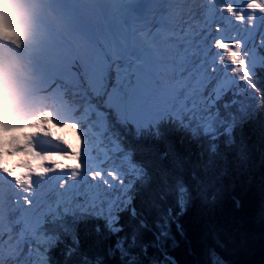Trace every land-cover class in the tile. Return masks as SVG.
I'll return each instance as SVG.
<instances>
[{
  "label": "snow or ice",
  "instance_id": "obj_1",
  "mask_svg": "<svg viewBox=\"0 0 264 264\" xmlns=\"http://www.w3.org/2000/svg\"><path fill=\"white\" fill-rule=\"evenodd\" d=\"M105 2L112 7L103 10L101 33L92 37L95 59L89 50L77 53L67 44L44 53L49 57L46 67L51 73L47 78L54 84V76L65 64L77 74L78 80L89 84L91 92L85 89L82 93L86 103L76 107L67 105L59 91L63 86L61 79L54 108L23 124L0 125V178L16 189L14 206L9 209V230L0 232V252L7 246L9 259L16 264H49L51 248L60 242L61 232H69L65 218L76 213H69L67 205L74 201L81 215L105 221L106 229L117 237L115 249L127 257L126 264H138V257L132 251L137 247L144 255L149 246L164 252V243L174 240L172 225L176 224L180 230L177 216L185 209L189 189L183 181H177L159 196V201L165 202L169 195L174 196L175 206L165 207L153 197L151 203L157 209V219L149 225L137 213L131 194L146 172L134 154L121 146L116 126L131 125L137 132L148 129L159 135V125L168 122L213 138L217 129L226 127L233 119L230 108L236 103L218 105L222 94L232 90L219 83L210 89L220 71L234 86L243 88L248 97L264 103V92L257 87L264 76V0ZM191 3H199L200 7L195 11L179 7ZM149 4L160 7L146 8ZM142 28L146 32H141ZM228 72L235 75L228 77ZM81 110L86 117L77 115ZM93 114L99 123H85ZM68 124L76 130L78 143L73 144L65 135L52 131L53 126ZM93 128L100 137L109 139L122 158L111 170L92 161L96 150L94 137L90 135ZM41 136L48 138L53 146L60 145L62 150L55 147L38 150L34 140ZM14 154L32 156L39 163L22 159L12 168L5 166L4 157ZM16 167L25 171L13 175ZM54 173L59 174L58 187L63 192L58 194L55 206L49 203L44 210L39 186ZM84 185L88 189L82 190ZM65 194L68 200L61 198ZM81 200L83 203H79ZM124 211L137 223L131 226L130 233L121 236L125 227L120 224L119 214ZM142 229L152 231L154 243H139ZM96 230L99 232L100 228ZM73 243L78 245V240ZM68 254L71 255V250ZM165 259L168 264H175L166 253ZM0 264H5L2 254ZM213 264L217 262L213 260Z\"/></svg>",
  "mask_w": 264,
  "mask_h": 264
},
{
  "label": "trees",
  "instance_id": "obj_2",
  "mask_svg": "<svg viewBox=\"0 0 264 264\" xmlns=\"http://www.w3.org/2000/svg\"><path fill=\"white\" fill-rule=\"evenodd\" d=\"M257 87L264 92V76ZM231 99L236 101L230 108L233 119L217 129L213 138L175 123L162 122L159 135L148 129L137 132L131 125L116 126L121 146L134 154L146 172L131 194L137 213L149 225L157 219L153 197L165 207L175 206L174 196L169 195L166 202L159 201V196L177 181L189 189L185 209L177 216L180 230L172 225L174 240L164 243V252L149 246L144 255L139 247L133 249L138 264H168L165 253L175 264H213V260L232 264L264 248V103L245 91ZM109 148L116 157L108 166L111 170L122 158L102 137L98 150ZM119 215L125 227L119 235L123 236L137 221L127 211ZM65 220L69 232H61L60 242L48 253L49 264H126L127 257L115 249L117 237L106 229L104 220L81 212ZM154 242L152 231L142 229L139 243Z\"/></svg>",
  "mask_w": 264,
  "mask_h": 264
},
{
  "label": "water",
  "instance_id": "obj_3",
  "mask_svg": "<svg viewBox=\"0 0 264 264\" xmlns=\"http://www.w3.org/2000/svg\"><path fill=\"white\" fill-rule=\"evenodd\" d=\"M232 264H264V248L250 254L244 260H236Z\"/></svg>",
  "mask_w": 264,
  "mask_h": 264
},
{
  "label": "clouds",
  "instance_id": "obj_4",
  "mask_svg": "<svg viewBox=\"0 0 264 264\" xmlns=\"http://www.w3.org/2000/svg\"><path fill=\"white\" fill-rule=\"evenodd\" d=\"M13 3V0H5V4L6 5H10V4H12ZM18 14V13H17Z\"/></svg>",
  "mask_w": 264,
  "mask_h": 264
},
{
  "label": "rangeland",
  "instance_id": "obj_5",
  "mask_svg": "<svg viewBox=\"0 0 264 264\" xmlns=\"http://www.w3.org/2000/svg\"><path fill=\"white\" fill-rule=\"evenodd\" d=\"M211 71V69H210ZM9 261L11 262V264H16V261L12 260V259H9Z\"/></svg>",
  "mask_w": 264,
  "mask_h": 264
},
{
  "label": "bare ground",
  "instance_id": "obj_6",
  "mask_svg": "<svg viewBox=\"0 0 264 264\" xmlns=\"http://www.w3.org/2000/svg\"><path fill=\"white\" fill-rule=\"evenodd\" d=\"M9 56H11V54H10V53L7 55V57H9ZM19 83H22V84H24L25 82H24V80H21Z\"/></svg>",
  "mask_w": 264,
  "mask_h": 264
}]
</instances>
